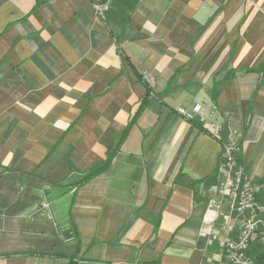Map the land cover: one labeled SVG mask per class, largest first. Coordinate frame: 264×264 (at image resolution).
Returning <instances> with one entry per match:
<instances>
[{
    "label": "crops",
    "instance_id": "1",
    "mask_svg": "<svg viewBox=\"0 0 264 264\" xmlns=\"http://www.w3.org/2000/svg\"><path fill=\"white\" fill-rule=\"evenodd\" d=\"M196 103L221 141L177 115ZM233 131L256 180L264 0H0V264H215L200 224Z\"/></svg>",
    "mask_w": 264,
    "mask_h": 264
},
{
    "label": "built area",
    "instance_id": "2",
    "mask_svg": "<svg viewBox=\"0 0 264 264\" xmlns=\"http://www.w3.org/2000/svg\"><path fill=\"white\" fill-rule=\"evenodd\" d=\"M94 9L99 19L104 20L108 2L95 5ZM142 81L149 87L150 80ZM177 115L186 122L199 123L221 141L215 109L196 103L190 111L177 110ZM245 144L242 132L237 131L221 144L216 182L205 189L209 199L200 225L208 246L217 250L215 264H264L257 261L259 256L264 258V181L255 184L245 166L239 163ZM41 209L48 212L49 205L42 203ZM256 244L262 246V251L253 256Z\"/></svg>",
    "mask_w": 264,
    "mask_h": 264
},
{
    "label": "trees",
    "instance_id": "3",
    "mask_svg": "<svg viewBox=\"0 0 264 264\" xmlns=\"http://www.w3.org/2000/svg\"><path fill=\"white\" fill-rule=\"evenodd\" d=\"M140 80H141V77H140ZM144 85H145V88H146V97L142 100L141 104L146 101L147 99L149 100L150 99V92H149V87L148 85L144 82ZM141 106H139L140 108ZM193 124V126L195 127L196 129V133H200V132H206L204 130V128L199 124V123H195V122H190ZM111 161V158H109L103 165L99 166L96 168V170H93L92 172H90L87 176L83 177L82 180H81V183L82 182H85V181H88L89 179H91L92 177H95L96 174L100 173L106 166H108V164L110 163ZM257 261L259 263V261H263L264 262V258H262L261 256H259L257 258Z\"/></svg>",
    "mask_w": 264,
    "mask_h": 264
},
{
    "label": "rangeland",
    "instance_id": "4",
    "mask_svg": "<svg viewBox=\"0 0 264 264\" xmlns=\"http://www.w3.org/2000/svg\"><path fill=\"white\" fill-rule=\"evenodd\" d=\"M257 170H258V173L259 174L256 177H259V178H257L256 180L253 179L255 184L260 181L259 179H263V176H264V164L261 165V166H257ZM261 251H262V246L260 244H256L253 247V250H252L253 253H252V255L253 256L254 255H258V253H260Z\"/></svg>",
    "mask_w": 264,
    "mask_h": 264
}]
</instances>
